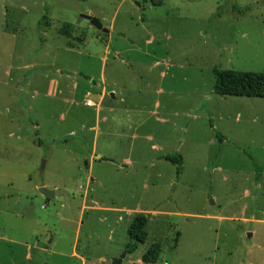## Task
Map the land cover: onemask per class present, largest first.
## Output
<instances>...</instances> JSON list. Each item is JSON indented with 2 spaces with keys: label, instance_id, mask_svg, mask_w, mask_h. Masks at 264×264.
I'll return each mask as SVG.
<instances>
[{
  "label": "rangeland",
  "instance_id": "374dc122",
  "mask_svg": "<svg viewBox=\"0 0 264 264\" xmlns=\"http://www.w3.org/2000/svg\"><path fill=\"white\" fill-rule=\"evenodd\" d=\"M162 1L0 0V264H264V99L213 92L264 73V0Z\"/></svg>",
  "mask_w": 264,
  "mask_h": 264
},
{
  "label": "trees",
  "instance_id": "16d2710c",
  "mask_svg": "<svg viewBox=\"0 0 264 264\" xmlns=\"http://www.w3.org/2000/svg\"><path fill=\"white\" fill-rule=\"evenodd\" d=\"M85 2L86 0H77ZM155 6H161L162 0H152ZM239 14H244L249 9L234 8ZM220 17V15H218ZM48 17L46 16L44 20ZM59 33L71 38L68 31L60 29ZM215 77L214 94L221 97H246V98H261L264 99V73H251V72H239L236 70H222L218 67L213 70ZM219 143L224 142V138L221 135L217 136ZM245 153V152H244ZM246 154V153H245ZM249 156V154H246ZM250 160L255 165L257 173L256 181H260L264 172L263 168L259 167L253 157L249 156ZM167 162L176 166V175L180 178L184 172V161L180 155H169L165 157ZM106 161V159H102ZM148 224V218L144 215L138 216L134 219L129 227L128 235L130 237V243L126 246V254L130 255L135 253L140 244H144L148 234L146 232V226ZM162 255V245H153L148 252L142 257V262L145 264H156Z\"/></svg>",
  "mask_w": 264,
  "mask_h": 264
},
{
  "label": "crops",
  "instance_id": "0c3cea01",
  "mask_svg": "<svg viewBox=\"0 0 264 264\" xmlns=\"http://www.w3.org/2000/svg\"><path fill=\"white\" fill-rule=\"evenodd\" d=\"M111 32V31H110ZM110 32H108V33H110ZM107 54H109V51L107 50ZM158 65H160V64H158ZM161 66V65H160ZM56 84H57V82H59V85H60V81H54ZM103 84V83H102ZM58 85V84H57ZM116 83H113L111 86L112 87H116ZM106 87H108V86H106V85H104L103 84V86H102V89H101V93H100V98H99V100L98 101H94L92 98H91V96H90V94L88 93L87 94V96L85 97V99H84V101H83V103H84V107L85 108H88V109H96L97 110V121H98V124L100 125V123L101 122H106V123H108V121L110 122V118L108 117V116H104V118H101L102 117V113H103V110H102V105L103 104H105V103H110L109 101H113V100H116L117 99V96H118V94L114 91V89L113 90H111V91H109V92H107L106 90H105V88ZM162 90V89H161ZM161 90H159V92H160V94L162 93V91ZM61 92H59V95H62V90H60ZM163 94V93H162ZM49 95H53V90L51 91V93L49 94ZM64 95V94H63ZM109 96V99H106V96ZM87 101H92L93 102V104H94V107H88L87 105H86V103H87ZM111 107H112V105H113V103H110L109 104ZM161 104H160V102H156V109L157 110H160L161 109ZM111 111H113V110H110L109 111V113H111ZM107 117V118H106ZM105 120V121H104ZM96 129H99V127H96ZM222 136V135H221ZM223 137V136H222ZM224 138V137H223ZM217 140H218V138H217ZM224 141H225V138H224ZM218 142H219V140H218ZM224 143V142H223ZM222 143V144H223ZM95 152V151H94ZM165 157L166 156H162L161 157V159H164L165 160ZM106 159V161H108V162H110L111 160H110V158H105V157H102V156H99L98 157V160H100V161H102V159ZM166 161V160H165ZM184 161V160H183ZM128 162V161H127ZM94 164V162H90L89 164H88V169L87 170H90L91 169V167H92V165ZM123 168L125 167V166H122ZM184 173V172H183ZM183 175V174H182ZM177 176V175H176ZM47 187V186H46ZM45 186L44 187H42V188H46ZM41 189V188H40ZM48 189V188H47ZM59 190V189H58ZM54 191H57V190H54ZM67 193V192H66ZM65 196V195H64ZM67 196H68V194H67ZM66 196V197H67ZM44 197V196H43ZM57 197V196H56ZM53 201V200H52ZM51 201V202H52ZM50 202V203H51ZM49 203V202H48ZM134 221V220H133ZM148 222H149V219H148ZM132 224V223H131ZM126 250V249H125ZM74 257L75 258H78L79 260H80V264H86V260L84 261V258H79V255H77V253L75 254L74 253Z\"/></svg>",
  "mask_w": 264,
  "mask_h": 264
},
{
  "label": "water",
  "instance_id": "95a60500",
  "mask_svg": "<svg viewBox=\"0 0 264 264\" xmlns=\"http://www.w3.org/2000/svg\"><path fill=\"white\" fill-rule=\"evenodd\" d=\"M85 21H87L88 23H90L97 31L99 32H102L104 34H108V30L105 29L102 25V23L97 20V19H94L92 17H85L84 18ZM88 169V168H87ZM39 192L41 193V195H43L47 201L50 203L56 196H59V195H65L67 196V193L63 190H57V191H51L47 188H41L39 189Z\"/></svg>",
  "mask_w": 264,
  "mask_h": 264
},
{
  "label": "built area",
  "instance_id": "2783aa9c",
  "mask_svg": "<svg viewBox=\"0 0 264 264\" xmlns=\"http://www.w3.org/2000/svg\"><path fill=\"white\" fill-rule=\"evenodd\" d=\"M86 105H87L88 107H94V104H93L92 101H87Z\"/></svg>",
  "mask_w": 264,
  "mask_h": 264
}]
</instances>
